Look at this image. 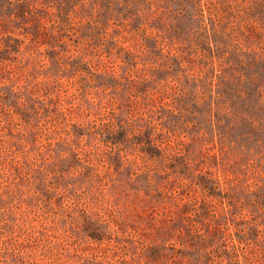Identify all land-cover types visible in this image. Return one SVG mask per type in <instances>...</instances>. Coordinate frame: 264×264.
I'll return each instance as SVG.
<instances>
[{
  "label": "trees",
  "instance_id": "16d2710c",
  "mask_svg": "<svg viewBox=\"0 0 264 264\" xmlns=\"http://www.w3.org/2000/svg\"><path fill=\"white\" fill-rule=\"evenodd\" d=\"M168 1L187 21L199 24L190 41L202 45V57L206 52L213 56L212 41L218 49L229 44L227 31L221 29L225 17L216 0ZM61 6L39 8L32 7L30 0H0V16L11 22L20 19V26L15 27L0 22L1 64L12 61L14 53H22V44L29 40L35 50L31 58H40L39 66L43 56L56 63L58 71L92 83L80 87L81 95L89 93L87 88L122 90L136 102L141 98V103L125 113L118 107L98 112L94 118L87 112L86 120L73 121L72 106L49 97L48 91L42 94L41 88L2 85L6 77L0 75V114L6 110L12 117L20 113L25 121L39 122L33 126L36 131L32 130L33 152L20 153L17 144L0 135V162L10 171L9 183L3 184L0 168V215L11 204L21 209L7 221L9 233L0 236V264H64L58 256L37 249L43 244L38 239L58 238L59 229L71 239L67 247L71 264H133L132 260L139 264H257L251 253L255 249L264 256V219L245 226L236 220L254 215L246 210L264 215V176L243 182L235 173L224 172L221 179L211 163L206 167L207 161L196 162L185 153L184 140L172 145L169 134H175L181 124L197 127L200 133L211 132L213 147L216 137L221 147L226 143L238 146L247 155L246 167L264 172V56L245 59L242 53L236 62L239 69L219 77L213 101L212 88L206 96L196 85L191 95L185 84L179 90L169 88L161 81L165 78L159 80L151 73L142 78L131 73L121 77L115 71H100L101 61L93 65L80 55L65 58L64 51L70 49L67 42L61 43L65 31L76 35L88 22ZM174 36L185 42L182 32L175 31ZM42 46L47 47V55L40 50ZM182 54L169 50L172 63L162 64H174V71L176 66L182 69ZM132 61L130 57L128 63ZM186 79L188 86L194 82L190 76ZM175 94L179 96L167 100ZM197 112L202 119L196 117ZM37 115L44 116L43 122ZM213 155L217 166V152ZM38 174L50 176L49 182ZM121 176L133 184L137 194L156 201L158 211L135 208L132 214L110 201L112 189L121 186ZM25 182L29 184L27 197L21 199L19 189ZM218 207L222 212L216 211ZM46 213L52 217L50 222L43 219L48 218ZM38 220L40 226L35 230L32 222ZM81 240L93 245L87 248ZM52 243L48 247L54 251ZM119 249L125 257L112 261L108 252Z\"/></svg>",
  "mask_w": 264,
  "mask_h": 264
},
{
  "label": "rangeland",
  "instance_id": "374dc122",
  "mask_svg": "<svg viewBox=\"0 0 264 264\" xmlns=\"http://www.w3.org/2000/svg\"><path fill=\"white\" fill-rule=\"evenodd\" d=\"M31 6H38L39 8L45 5H62L61 7L73 9L74 16L80 20L81 16L87 23L85 27L76 35L65 31L64 39L67 42L69 51H64L65 58L68 56L76 57L78 55L85 57L86 61H91L93 65L102 62L100 71L105 69L115 71L119 76H126L132 74L135 78H142L144 74H153L154 77L161 80L171 88L179 90L185 84L189 89L186 90L189 94H195V87L200 94L209 96L212 88V100L215 101V88L219 77L223 74H229L232 70L239 69L236 64L237 58L244 53L243 57L248 59V55L252 58L255 56H264V0H216L219 11L224 15L225 21L222 22V30L225 31L228 37L229 44L224 48L218 49L212 41L213 56L207 53L206 57H202L201 44L197 41H190L194 35L193 29H200L197 22H189L185 17L177 13L176 7L168 0H30ZM216 8V9H218ZM206 14L208 12L206 11ZM4 18L5 21H2ZM0 22H5L10 26H20V19L18 22L9 21L8 17L0 16ZM157 25V26H151ZM19 33V28H16ZM175 31L182 32L183 40H178L174 36ZM174 33V34H173ZM20 36V33L18 34ZM195 39V38H194ZM239 47V49L237 48ZM22 53H14L13 60L5 62L8 66L3 68L5 63L0 61V75L6 78L2 85L14 84L16 87L29 86L30 88H41V93L48 91L49 97H57V100L62 101L65 107H71V116L73 121H84L88 118L87 112L90 113L91 118H94L98 112L102 113L111 109L119 110L121 107L125 112L129 108L135 107V103H141V98L128 97V94L119 90L117 92L109 89L104 92L101 88H87L89 92L83 96L84 93L81 86H89L92 83L83 81L80 77L71 76L62 71H58L56 63H52L49 58H44L39 66L38 58L36 61L32 60L33 47L29 45V40L22 44ZM66 47V46H63ZM160 47H163L161 51ZM180 47V50L178 49ZM47 47L40 48L43 55H47ZM49 48V47H48ZM243 48L244 52L240 51ZM29 49V50H27ZM58 50L61 47L58 46ZM171 54L182 53L180 57L183 60V68L176 70L172 67L162 63H172ZM222 50L224 54H218ZM201 55V56H200ZM132 57L135 62L128 63V59ZM204 58V59H202ZM104 68V69H103ZM102 69V70H101ZM259 74L260 72L257 71ZM194 82L189 86L186 83V78ZM195 77L197 79H195ZM212 82V84H211ZM212 85V86H211ZM177 87V88H176ZM192 95V94H191ZM179 95H171L167 100L173 101ZM193 97V96H192ZM155 95L153 99L155 100ZM177 99V98H176ZM179 101L175 100V103ZM183 103V102H181ZM190 103V102H188ZM185 104V102H184ZM187 104V103H186ZM185 104V105H186ZM99 106H103L99 109ZM132 106V107H131ZM216 109V105H215ZM13 111V110H12ZM192 111H195L192 108ZM184 112V110H182ZM0 135L8 142L17 144L18 151L23 153L24 150L35 151L36 146L33 142L35 124L39 123L37 119L29 118L28 121L20 118V113H16L13 117L8 111L4 110L1 114ZM196 113V117L200 115ZM19 116V117H18ZM38 119L43 122L44 116L37 115ZM201 118V116H200ZM202 119V118H201ZM45 122V121H44ZM175 134L170 133L171 144L176 145L178 140H184L188 153L192 158H196V162L207 161L208 167L211 163L212 171L221 179L224 178V172L235 173L243 182H252L264 176L262 168L256 170L255 168H247V155L241 153L243 151L240 147L229 146L225 147L218 144L217 137L215 140V147H213L212 133H200L198 128L186 126L184 124L176 126ZM217 152V166L214 164L213 154ZM22 155V154H20ZM0 162V168L3 171L1 179L3 184H8L10 181L9 168L4 167ZM1 171V172H2ZM49 182L50 176L39 175ZM122 177V176H121ZM135 177V176H133ZM121 186L112 189L113 196L108 197L110 201H114L125 212L132 211H146L153 212L154 209L158 211L156 201H149L144 194H137L136 188L133 184L122 177ZM19 182V181H18ZM167 183V182H166ZM28 183L21 184L19 189V196L21 199L27 197ZM26 190V191H25ZM19 205V201H17ZM251 209V208H249ZM216 211L222 212V207H218ZM20 207L15 204L8 205L3 209L0 215V236L4 232L9 233L8 219H11L12 213H20ZM246 212L254 213V215L246 216L244 219H237L240 226H245L249 222L263 221L264 215L256 210H246ZM141 213V212H140ZM48 218L43 217L45 221L52 220L51 215L45 214ZM135 219L134 215L132 216ZM254 217V219H251ZM27 220V219H26ZM41 220L33 221L35 230H38V225ZM141 224H144L141 222ZM40 226V225H39ZM234 229V225L231 226ZM264 229V226L261 225ZM57 237H50V239H38L42 242L38 251L44 252L47 256H58L60 261L64 264H71L73 257L69 254L67 247L71 239L65 234L63 229H59ZM56 241V242H55ZM81 244L89 248L93 245L90 241L81 240ZM36 242V243H38ZM53 242L54 251L48 247L49 243ZM34 244V243H33ZM46 245V248L44 247ZM178 246V245H177ZM36 247V246H35ZM80 247V246H79ZM73 248H71L72 250ZM252 259L261 264L259 260L262 258L264 264V256L262 257L259 251L253 249L251 253ZM109 258L112 261H122L125 257L123 250L118 252H108ZM129 259V256L127 257ZM133 264H139V261L132 260ZM144 264V263H143Z\"/></svg>",
  "mask_w": 264,
  "mask_h": 264
}]
</instances>
